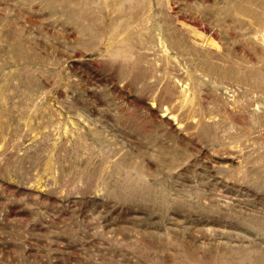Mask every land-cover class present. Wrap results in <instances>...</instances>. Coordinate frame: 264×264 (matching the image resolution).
Instances as JSON below:
<instances>
[{
    "label": "rangeland",
    "instance_id": "374dc122",
    "mask_svg": "<svg viewBox=\"0 0 264 264\" xmlns=\"http://www.w3.org/2000/svg\"><path fill=\"white\" fill-rule=\"evenodd\" d=\"M258 217L264 0H0V264H264Z\"/></svg>",
    "mask_w": 264,
    "mask_h": 264
},
{
    "label": "bare ground",
    "instance_id": "6f19581e",
    "mask_svg": "<svg viewBox=\"0 0 264 264\" xmlns=\"http://www.w3.org/2000/svg\"><path fill=\"white\" fill-rule=\"evenodd\" d=\"M204 62V61H203ZM218 68V67H217ZM206 69V68H205ZM222 69V68H221ZM211 71V70H210ZM218 71V70H217ZM213 73V72H212ZM250 88V87H249ZM251 89H252V87H251ZM251 91H253V89L251 90ZM250 93V92H249ZM255 95V94H254ZM247 97V96H246ZM259 98V97H258ZM262 98V97H261ZM260 98V99H261ZM253 100H254V98H253ZM248 101H250V100H248ZM249 103V102H248ZM246 104V103H245ZM254 104V103H253ZM236 105V104H235ZM234 105V106H235ZM257 106V105H256ZM243 107V106H242ZM259 107V106H258ZM235 108V107H234ZM244 108V107H243ZM237 109V108H236ZM197 121V120H196ZM210 124V123H209ZM211 125V124H210ZM211 131H212V129H211ZM210 132V131H209ZM213 133H214V131H213ZM260 214H258V215H256V216H259ZM252 223L254 224V226L255 227H257L258 228V230L260 231V232H262V233H264V219H262V218H255L254 220H252Z\"/></svg>",
    "mask_w": 264,
    "mask_h": 264
}]
</instances>
